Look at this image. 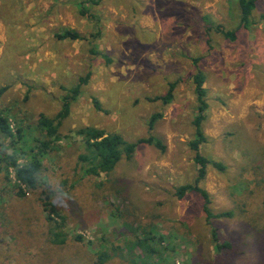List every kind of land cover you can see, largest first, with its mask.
Segmentation results:
<instances>
[{
    "label": "rangeland",
    "instance_id": "374dc122",
    "mask_svg": "<svg viewBox=\"0 0 264 264\" xmlns=\"http://www.w3.org/2000/svg\"><path fill=\"white\" fill-rule=\"evenodd\" d=\"M80 2L0 0V112L25 132L23 140H2L3 155L31 148L38 115L53 118L65 89L88 75L70 101L58 151L42 160L43 189L65 218L67 241H49L40 189L26 190L2 163L0 264H97L99 250L111 256L104 264H264V0L253 11V28L240 29L234 42L212 34L209 44L203 18L234 29V0H104L83 4L87 17L78 13ZM65 30L96 37L92 45L57 40ZM189 57L201 59L205 75L207 141L200 151L224 166L209 165L199 186L210 195L211 212L231 218L206 221L197 194L175 196L197 176L188 147L197 106ZM170 82L177 83L172 102L152 101ZM156 113L162 118L150 130ZM85 126L129 143L153 136L165 151L139 144L110 175L82 176L77 156L84 144L74 131ZM211 230L227 249L216 251ZM142 232L153 237L160 258L142 260L131 245Z\"/></svg>",
    "mask_w": 264,
    "mask_h": 264
},
{
    "label": "trees",
    "instance_id": "16d2710c",
    "mask_svg": "<svg viewBox=\"0 0 264 264\" xmlns=\"http://www.w3.org/2000/svg\"><path fill=\"white\" fill-rule=\"evenodd\" d=\"M78 13L81 16L87 17V9L83 7V4H89L91 6H98L104 0H80ZM236 7L237 26L234 29H228L218 23L212 22L209 17H205L203 26L204 35L206 37V43L209 44L210 36L212 34H218L222 38L234 42L237 39L240 29L245 31L250 30L256 24L252 19L253 11L256 8L258 0H234ZM57 40H69V41H85L89 44H93L96 35H92L91 38L84 37L79 33L72 30H65L62 33L54 35ZM91 54H96L93 46L89 50ZM193 72L190 76V81L193 86V92L195 94V100L197 103L196 113L193 116L191 125L193 128V137L188 143L189 149L193 152V160L197 167V176L192 184L181 185L175 189V196L178 199L183 198L188 193H195L202 199V212L205 215L206 221L210 219L231 218L232 212H222L213 214L210 210V195L199 186V182L205 178L207 168L209 165L215 169L222 171L224 166L218 162H211L201 154V146L206 143L207 137L204 135L202 125L206 119V112L208 109V103L206 102V91L203 87L205 82V75L200 70L198 57H189L187 59ZM105 61L110 63L111 60L106 57ZM88 75L85 78H80L78 83L70 90H66V95L62 98V104L60 110L53 118H49L44 114H39L37 121L33 124L37 135L35 136L33 146L28 150L17 154H5L3 155V139L4 138H18L24 139V129L15 126L13 129L12 124L9 122L5 113L0 112V165L6 163L7 166L12 167L16 181L23 186L26 190L36 191L40 189V201L42 203L43 210L47 212V221L50 223L49 228V241L54 245H63L67 241V234L64 232L65 218L56 210L53 202L50 200V196L43 189V163L42 160L51 152L58 151V143L62 141V136L59 133V129L63 121L68 117L70 112V101H74L80 94L82 85L87 82ZM177 86L176 82H170L166 93L162 96H157L152 101H159L163 106L169 105L174 98V90ZM6 91V88H0V97ZM94 105L97 107L96 100L93 99ZM162 118L161 113L151 115L149 120V129H153L155 123ZM17 122H15L16 125ZM74 134L81 138L84 144V151L77 156V163L81 170L82 176L100 177L102 175H110L117 163L124 157L130 159L139 144H145L152 146L160 152L165 151L164 143L153 136L139 139L134 143L126 142L119 134H107L103 130L95 127H80L74 131ZM22 153V154H21ZM24 159V163L19 164V158ZM42 190V191H41ZM24 192L20 190L18 196L23 197ZM58 219V223L55 219ZM211 240L214 243L216 251L227 249L229 243H218V237L214 230H211ZM135 240L131 245L140 249L141 259L148 260L154 259L160 256V251L155 248L151 243L153 237L149 233L142 232L135 234ZM73 239L76 242H81V236H74ZM112 252L117 251V247H112ZM111 256L105 251L97 252V264H104L109 260Z\"/></svg>",
    "mask_w": 264,
    "mask_h": 264
}]
</instances>
